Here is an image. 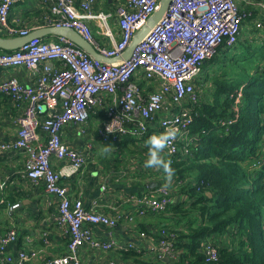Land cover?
I'll return each mask as SVG.
<instances>
[{"label":"built area","instance_id":"obj_1","mask_svg":"<svg viewBox=\"0 0 264 264\" xmlns=\"http://www.w3.org/2000/svg\"><path fill=\"white\" fill-rule=\"evenodd\" d=\"M41 1L49 8L53 27L76 30L95 45L101 56L116 60L111 64L99 62L65 37L55 43L37 38L17 51L0 52V68L25 67L38 77L35 85H25L16 78L0 82V94L13 105L28 104L18 118L19 139L0 143V151L22 152L25 176L33 183L43 182L45 191L60 199L57 226L69 237L68 250L61 257L46 259L44 264H82L79 255L85 246L97 251L135 250L143 254L133 243L95 239V227L115 229L122 220L133 222L134 216L119 214L112 218L102 211L98 199L87 208L80 198L70 196L64 181L85 173L88 159L63 142L62 131L77 124L86 135L85 127L96 111L102 113L97 133L106 143L133 137L145 144L153 134L174 127L179 133L165 152L172 163L188 159L197 143L191 133L195 118L192 107L202 100L195 82L202 74L203 65L215 57L223 44L230 48L238 44L251 16L245 12L244 5L260 6L264 10V0H174L128 60L121 57L135 35L160 10L162 0H125L115 15L94 14L92 6L98 0H80L79 6L74 0ZM15 4L16 0H0V30L10 38L30 34L27 29L10 24ZM113 16L117 18L121 39L110 48H102L95 43L88 22L100 20L106 34H110L107 20ZM255 26L261 28L262 22L256 20ZM232 123L230 119L223 120L221 126ZM111 124L113 133H108ZM151 124H156L158 131H150ZM58 162L65 165L55 170L54 164ZM259 166L260 163L253 168ZM182 185L183 182L172 180L167 187L160 186L159 197L144 198L145 207L139 215L167 212L172 193ZM102 190L107 191L105 187ZM17 207L19 204L13 209ZM140 238H147V234L141 233ZM174 239V233L162 230L147 256L180 264V251ZM16 241L14 228L0 237V264H14L7 247ZM201 251L207 263L219 259V247L213 241L203 245ZM39 255L36 250L21 252L17 256L18 264L36 261ZM109 264L122 263L112 260Z\"/></svg>","mask_w":264,"mask_h":264},{"label":"crops","instance_id":"obj_2","mask_svg":"<svg viewBox=\"0 0 264 264\" xmlns=\"http://www.w3.org/2000/svg\"><path fill=\"white\" fill-rule=\"evenodd\" d=\"M79 1L74 0L76 6H79ZM124 1L98 0L92 6V12L96 15L100 13L115 15L117 8ZM12 9L9 22L15 27L27 29L30 33L42 28H56L52 26L53 18L49 8L41 0H16ZM244 9L251 16L248 17V22L244 25L239 39L246 41L248 46H253L251 48L264 45V19L261 15L264 10L262 7L254 5H244ZM256 20L262 22L261 28H256ZM88 25L91 28L95 43L102 48H110L114 42L121 39V30L115 16L107 20L110 34H106L100 20L92 19ZM0 36L10 38L2 30H0ZM60 37L62 36L55 35L41 39L55 43L59 42ZM242 47L244 48L243 52L249 49L246 48L247 46L240 45V48ZM0 52L3 51L0 49ZM221 57L222 54L213 63L217 64V67L219 63L223 64ZM208 64L209 62L203 65V70ZM209 69L204 75L203 89L199 87L203 71L196 80L195 86L203 101L212 102L215 86L210 76L208 77L210 75ZM219 71L220 68L218 73ZM7 78H16L25 85H35L38 77L25 67L17 69L0 68V82ZM27 107L28 104L15 106L5 95L0 94V143H13L19 139L18 118ZM46 111L45 107V113ZM101 114L100 111L93 114V119L85 127L86 135L81 133V127L77 124L68 125L63 129V142L71 149L86 155L88 159V167L85 173H80L69 180L66 179L64 184L68 188L70 196L76 199L80 198L87 208L91 207L93 202L98 199L102 211L112 218L119 214L134 216L133 222L128 223L122 220L115 229L104 226L95 227L94 237L96 240L102 242L113 240L124 244L133 243L143 252V254H139L136 251L145 262L171 264L173 262L167 259L158 261L155 256L150 257L146 253L150 252L151 247L157 243L159 232L168 230L170 227H177L176 222L179 217L172 213V205L187 203L189 198L182 193L176 195L179 192L177 191L172 196V205L169 206L167 213L148 212L145 216H140V210L145 207L144 198L159 197L158 188L166 184V176L162 173V169L144 167V163L148 159L146 143L141 144L136 140L135 143L127 145L126 141L106 143L100 140L97 135V127ZM157 129L156 124L150 125V131L155 132L158 131ZM193 136L195 137V135ZM109 143L114 146L113 151L102 155L101 148ZM88 146L91 147L90 151ZM163 155L168 160L167 152H164ZM24 163L25 156L22 152L0 151V185L3 186L0 187V237L4 236L11 228L17 230V241L7 247L14 259V264H18L17 256L19 253L32 250L40 253V259L26 264H44L48 258L61 257L67 253L69 237L57 226L60 199L47 193L43 182L33 183L28 179L23 172ZM262 164H264V148L260 166ZM64 165L65 162H58L54 164V168L59 170ZM260 166L256 169H260ZM102 187H105L107 191L102 190ZM16 204H19V207L13 209ZM186 220L187 217H184L181 224L186 223ZM141 233H146L147 238H140ZM208 241L218 242V245L228 248H233L236 245L230 230L223 235L207 236L201 242L200 248ZM179 251L181 257L183 251ZM129 252L97 251L85 246L81 249L79 256L82 264H109L112 260L122 264H141L134 263L130 257L125 258V253ZM179 260L178 262L183 264Z\"/></svg>","mask_w":264,"mask_h":264},{"label":"trees","instance_id":"obj_3","mask_svg":"<svg viewBox=\"0 0 264 264\" xmlns=\"http://www.w3.org/2000/svg\"><path fill=\"white\" fill-rule=\"evenodd\" d=\"M243 42L239 39L233 48L223 44L207 61L213 64L222 54L221 66L227 67L211 78L213 101L202 99L192 107L191 133L197 137L192 155L171 162L173 180L183 182L178 191L189 198L187 203L170 204L179 220L168 232L175 234L176 247L183 251L179 258L183 264H264V164L253 168L262 162L264 148V45L247 46V51L238 53ZM229 119L232 125L221 126ZM123 141L128 145L136 140L126 137ZM229 230L236 245H218L219 259L207 263L201 242ZM124 257L152 264L136 251Z\"/></svg>","mask_w":264,"mask_h":264},{"label":"water","instance_id":"obj_4","mask_svg":"<svg viewBox=\"0 0 264 264\" xmlns=\"http://www.w3.org/2000/svg\"><path fill=\"white\" fill-rule=\"evenodd\" d=\"M174 0H162L161 8L158 12L153 15L148 21V25L141 31H139L132 40V44L129 49L121 57L123 60H128L132 52L138 47L140 42L147 36L151 28H153L168 11L169 7L172 5ZM62 36L66 37L73 44H76L81 49H83L88 55L94 57L95 60L99 62L110 63L114 62V59H106L99 54L93 44L87 42L76 30L66 29V28H42L37 29L27 36H18L17 38H4L0 36V49L5 52H13L19 50V48L24 47L27 43L37 38H44L48 36Z\"/></svg>","mask_w":264,"mask_h":264},{"label":"clouds","instance_id":"obj_5","mask_svg":"<svg viewBox=\"0 0 264 264\" xmlns=\"http://www.w3.org/2000/svg\"><path fill=\"white\" fill-rule=\"evenodd\" d=\"M113 124V123H112ZM112 124L108 126V133H113ZM179 133L178 128L169 127L164 132L159 134H153L145 143L148 147V159L144 163L145 168H155L162 169L166 174V184L164 187H167L171 184L174 169L171 167V161L164 158L163 153L168 149L171 143L177 138ZM113 145L108 144L101 148V154L106 155L113 151ZM0 187H3L0 185Z\"/></svg>","mask_w":264,"mask_h":264},{"label":"rangeland","instance_id":"obj_6","mask_svg":"<svg viewBox=\"0 0 264 264\" xmlns=\"http://www.w3.org/2000/svg\"><path fill=\"white\" fill-rule=\"evenodd\" d=\"M261 15H262V19H264V12H262ZM246 31H247V30H246ZM242 39H243V38H242ZM248 45H249V44H248L246 41H244L243 44H242V46H248ZM243 49H244L243 47L240 48V46H239V48L237 49V52H238V53H239V52L241 53V52H243ZM257 55H258V52L254 55V58H255V59H257V58H256ZM242 61H243V60H240V63H242ZM209 66H210V67H209ZM207 67H209L210 69L207 68ZM207 67H206L205 70H203L204 73L202 72V73H203V75H202L203 77H202V76L200 77V78H201V83L199 84V85H200L199 87H200L201 89H203V88H202V86H203L202 83H204V80H205V78H204L205 76H204V75H206L208 69H209V71H210V75H208V77L210 76V78H213L214 75H218V74H219V73H218V69H219V68H220V71H221V69H225L227 66H221V63H219V66L217 67V64H211V63H209ZM220 71H219V72H220ZM178 190H179V189H178ZM178 190H175L174 192L176 193ZM179 193H180V191H179L176 195H178ZM174 197H175V196H174Z\"/></svg>","mask_w":264,"mask_h":264}]
</instances>
